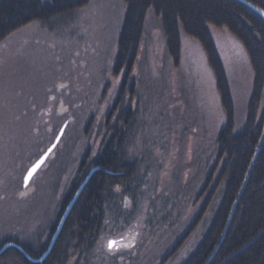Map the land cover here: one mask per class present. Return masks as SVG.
<instances>
[{"label": "rangeland", "instance_id": "rangeland-1", "mask_svg": "<svg viewBox=\"0 0 264 264\" xmlns=\"http://www.w3.org/2000/svg\"><path fill=\"white\" fill-rule=\"evenodd\" d=\"M124 14L123 0H89L57 29L32 21L0 41V243L13 238L42 245L81 175L86 148L95 152L108 136L122 83L112 68ZM208 28L226 72L234 131H239L252 90L250 62L226 27ZM129 79L132 119L123 153L134 163L129 187L135 194L115 187L116 201L106 205L95 242L60 264H161L206 197L199 194L216 163L225 114L201 44L181 32L175 65L160 19L149 9ZM62 126L58 143L24 185L26 170ZM218 203L215 196L163 264H182L189 257ZM109 241H116L119 250L110 251Z\"/></svg>", "mask_w": 264, "mask_h": 264}, {"label": "trees", "instance_id": "trees-1", "mask_svg": "<svg viewBox=\"0 0 264 264\" xmlns=\"http://www.w3.org/2000/svg\"><path fill=\"white\" fill-rule=\"evenodd\" d=\"M88 1L0 0V41L32 21L40 22L49 29H57L71 22L75 11ZM247 1L264 11V0ZM123 2L125 14L112 68L115 76L122 75V83L111 109L113 119L108 126L112 134L109 143L89 164L96 166V169L77 195L45 259L32 262L29 258H38L44 252L65 204L68 203L66 200H70L73 195L67 194L62 200L56 219L50 225L47 239L38 248L13 238L2 241L0 247L6 242H14L21 246L22 251L15 245L8 246L0 253V264H60L76 252L90 248L102 227L105 205L111 201V188L114 185H122L125 190L129 187L135 171L134 163L126 160L120 147L126 144L127 129L132 119L130 104L134 84L129 78L138 55L149 9L160 19L166 50L175 65L180 55L181 32L199 41L213 72L225 114V123L216 139V163L208 171L199 194H206L204 202L177 244L161 260V264L176 254L215 196L219 197V203L209 226L196 249L182 264H264V18L239 0ZM208 24L226 27L241 42L253 72L245 122L239 131H234L233 100ZM257 149L258 153L249 171ZM85 163L86 160H83V164ZM80 173L72 188L82 182L87 170L81 169ZM233 205L234 210L229 219Z\"/></svg>", "mask_w": 264, "mask_h": 264}, {"label": "water", "instance_id": "water-1", "mask_svg": "<svg viewBox=\"0 0 264 264\" xmlns=\"http://www.w3.org/2000/svg\"><path fill=\"white\" fill-rule=\"evenodd\" d=\"M239 1L242 2V3H244L245 5H247L248 7H250L251 9H253L254 11H256L259 15H261V16L264 18V11H263L261 8L255 6L254 4H252L251 2H249V1H247V0H239ZM63 130H64V126H62V127L59 129L57 135H56L55 138L53 139V142H52V143L46 148V150L40 155V157H39L38 159H36L35 162H33V163L28 167V169L26 170V172H25V174H24V177H23V184H24V185L28 184V182L30 181V179L32 178V176L34 175V173H35V172L38 170V168L43 164V162L46 160V158L48 157V155L50 154V152H51V151L53 150V148L56 146V144L58 143L59 139H60L61 136H62ZM263 136H264V132H263ZM262 140H263V139H262ZM262 140H261V142H260V144H259L258 149H259L260 146H261ZM258 149L256 150V152H255V154H254V156H253L252 162H251L250 167H249V171L251 170V168H252V166H253V163H254V161H255L256 155H257V153H258ZM38 162H40L39 167H37V168L35 169V171H33L32 174H31V176L29 177V172L33 169V167H34ZM93 171H94V168L91 169V170L88 172V174L85 176V178L82 180V182H81V183L79 184V186L77 187V189H76V191L74 192V194H73V196L71 197V199H70V200L68 201V203L66 204V206H65V208H64V210H63V212H62V214H61V216H60V218H59V221H58V223H57V225H56V227H55V229H54V231H53V233H52V235H51V238H50V240H49V242H48V245H47L46 249L44 250V252H43L38 258H29V257H28L32 262H41V261L44 260L45 257L48 255V253L50 252V250L52 249V247H53V245H54V243H55V240L57 239V236H58V234H59V232H60V230H61V228H62V225H63V223H64V220H65V218H66V216H67V214H68V212H69V210H70L72 204L74 203V201H75L77 195L79 194V192L81 191L82 187L84 186V184L86 183V181L88 180V178L90 177V175H91V173H92ZM248 173H249V172H248ZM247 177H248V176H247ZM239 194H240V192H239ZM239 194H238V196H239ZM237 198H238V197H237ZM235 202H236V201H235ZM234 206H235V205H233V207H232V209H231V213H230L229 219H230V217H231V215H232V213H233ZM229 219H228V221H229ZM227 223H228V222H227ZM224 232H225V230H224L223 233H222L221 239H222V237L224 236ZM221 239H220V241H221ZM220 241H219V243H220ZM219 243H218V244H219ZM218 244H217L216 248L218 247ZM10 245H15V246L19 247L20 249H22L21 246H19L18 244H15L14 242H6L5 244H3V245L0 247V253H2V252H3L8 246H10ZM216 248H215V249H216ZM214 251H215V250H214Z\"/></svg>", "mask_w": 264, "mask_h": 264}, {"label": "flooded vegetation", "instance_id": "flooded-vegetation-1", "mask_svg": "<svg viewBox=\"0 0 264 264\" xmlns=\"http://www.w3.org/2000/svg\"><path fill=\"white\" fill-rule=\"evenodd\" d=\"M109 126V121H108V123H107V127ZM109 128V127H108ZM112 134H111V130H110V132H109V134H108V136H106V138L105 139H103L102 141H103V143H102V141H100V146H99V149H98V147L97 148H95L94 150H95V152L92 150V148H91V146H88V148H86V150H85V152H84V155H83V157L81 158V160H80V162H81V164H83V160H90V163H91V161H92V159H94V157H96L97 155H99L100 153H102V151L106 148V146L108 145V143H109V137L111 136ZM125 147V146H124ZM123 146L122 147H120V149H121V152H125L124 151V148ZM90 163H88L87 165H85V164H83V165H81V168L80 169H82L83 171H85V170H87V173L85 174V176L88 174V172L91 170V169H93L94 168V170L96 169V166H90L89 164ZM84 176V177H85ZM84 179V178H83ZM82 181V180H81ZM81 182H79L74 188H72L71 189V191H70V193H69V195H73L74 194V192L76 191V189H77V187L79 186V184H80ZM117 186H119V187H117ZM115 187H117L118 189H119V191H121V192H123V190H124V193H128L129 195H131V196H134V194H135V189L134 188H132V187H128L126 190H125V188L122 186V185H114V187H112L111 188V190H112V194H111V201H113V202H115L116 201V192L114 191V188ZM121 188V189H120ZM70 196V197H71ZM126 200V199H125ZM69 201V200H68ZM67 200H66V202H68ZM110 201V202H111ZM65 202V203H66ZM66 205V204H65ZM107 205V204H106ZM105 205V206H106ZM19 248V247H18ZM20 249V248H19ZM21 250V249H20ZM22 251V250H21ZM23 253V252H22ZM24 254V253H23ZM25 255V254H24Z\"/></svg>", "mask_w": 264, "mask_h": 264}, {"label": "snow or ice", "instance_id": "snow-or-ice-1", "mask_svg": "<svg viewBox=\"0 0 264 264\" xmlns=\"http://www.w3.org/2000/svg\"><path fill=\"white\" fill-rule=\"evenodd\" d=\"M39 164H40V162H38V163L33 167V169L29 172V177L31 176L32 172L35 171V169H36L37 167H39ZM122 246H124V247H131L130 244H126V245H122ZM108 248H109L110 251H118V250H119V248L117 247V242H116V241H109V242H108Z\"/></svg>", "mask_w": 264, "mask_h": 264}]
</instances>
